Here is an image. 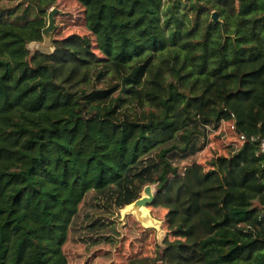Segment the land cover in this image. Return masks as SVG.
I'll use <instances>...</instances> for the list:
<instances>
[{
  "label": "trees",
  "instance_id": "trees-1",
  "mask_svg": "<svg viewBox=\"0 0 264 264\" xmlns=\"http://www.w3.org/2000/svg\"><path fill=\"white\" fill-rule=\"evenodd\" d=\"M58 1L0 0V264H70L85 199L146 184L173 229L127 264H264V0H74L92 36L32 51Z\"/></svg>",
  "mask_w": 264,
  "mask_h": 264
},
{
  "label": "rangeland",
  "instance_id": "rangeland-1",
  "mask_svg": "<svg viewBox=\"0 0 264 264\" xmlns=\"http://www.w3.org/2000/svg\"><path fill=\"white\" fill-rule=\"evenodd\" d=\"M52 8L58 10L55 15L56 27L53 31L54 49L57 37H64L74 32L92 36L85 27L83 8L76 1L59 0L50 9ZM28 46L32 51L41 49L37 42H31ZM234 140L231 125L224 123L216 130L215 135L211 136L206 149L199 153L198 161L205 164L215 151L224 153L227 144ZM152 187L156 192V186L153 184ZM143 194L142 189L140 196ZM102 205L98 207V203L91 196L82 203L81 218L77 220L76 229L70 231L69 240L65 246L70 264H127L135 257L154 256L162 248L165 236L173 229L165 221L167 210L163 207L155 208L153 204L146 206L150 217L155 220L154 226L147 227L128 210L129 205L122 209L107 210L104 204ZM85 214L91 215L92 218L101 217L108 225L87 230L84 226L91 219H84ZM170 238L173 236L170 235Z\"/></svg>",
  "mask_w": 264,
  "mask_h": 264
},
{
  "label": "water",
  "instance_id": "water-1",
  "mask_svg": "<svg viewBox=\"0 0 264 264\" xmlns=\"http://www.w3.org/2000/svg\"><path fill=\"white\" fill-rule=\"evenodd\" d=\"M57 9L52 8L48 11V23L47 25L42 29V36H43V42L41 41H34L37 42L41 49L40 51L43 53L51 54L54 51L53 46V31L55 29V15L57 14ZM211 19L214 22H221V20L218 17L217 11H213L211 15ZM144 194L137 198L133 203H131L132 208L136 211H140L141 207H146L149 204H153L155 200V192L153 191L152 184H146L143 187Z\"/></svg>",
  "mask_w": 264,
  "mask_h": 264
},
{
  "label": "bare ground",
  "instance_id": "bare-ground-1",
  "mask_svg": "<svg viewBox=\"0 0 264 264\" xmlns=\"http://www.w3.org/2000/svg\"><path fill=\"white\" fill-rule=\"evenodd\" d=\"M128 210L133 213L134 215H136L141 223L144 225V226H154V223H155V220L152 219L148 213V210L146 209V207H141L140 211H136L132 208V205H129L128 207Z\"/></svg>",
  "mask_w": 264,
  "mask_h": 264
},
{
  "label": "built area",
  "instance_id": "built-area-1",
  "mask_svg": "<svg viewBox=\"0 0 264 264\" xmlns=\"http://www.w3.org/2000/svg\"><path fill=\"white\" fill-rule=\"evenodd\" d=\"M242 139H244V136H241ZM260 151L264 153V139L260 140Z\"/></svg>",
  "mask_w": 264,
  "mask_h": 264
}]
</instances>
